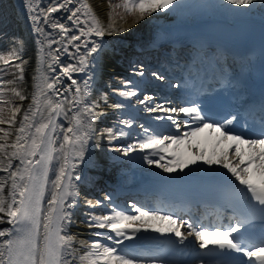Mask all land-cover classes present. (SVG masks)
<instances>
[{
	"label": "snow or ice",
	"instance_id": "6c2138e0",
	"mask_svg": "<svg viewBox=\"0 0 264 264\" xmlns=\"http://www.w3.org/2000/svg\"><path fill=\"white\" fill-rule=\"evenodd\" d=\"M72 2L73 0H64L61 4L49 7L47 12L55 13L59 9L67 10V5ZM223 2L241 8H247L254 3L264 5V0H223ZM175 3H178V0H123V4L118 6L123 7L129 14L137 15L139 20L145 16H151L154 12L168 10ZM28 9L30 18L34 22V31L43 34V29L35 26L40 19L39 16L32 15L35 8L29 4ZM81 12L91 23L87 24V21H85L86 28H80V35L71 36L69 43L79 41L81 36L95 35L103 37L105 29L88 0H79V7L72 11L67 19L73 21V23H80V17L77 14ZM48 19L49 17L46 15L44 17L45 23H48ZM51 27L58 28L63 33L68 32V28L62 23L54 22ZM55 42L52 41L51 43ZM74 47L79 52L80 45L77 44ZM85 47L88 48V51L79 57V66L69 64L61 69V74L68 76L71 84L76 85L71 99L65 96L63 100L53 101L51 96L48 95V91L55 90L58 78L49 83L47 82L48 78L38 68V75L34 77L36 81L34 86L37 91L32 96V105L24 113L23 121L20 122L18 129L20 134L16 135L15 142L10 145L13 151L9 154L7 152L9 145L0 143V153L8 157L6 166L3 160H0V170L9 172V169L13 167L12 158L19 159L20 165H22V167H17L16 171L9 172L7 180H0V214H3L0 216V223H4L5 218H7L6 222L11 225L9 228L0 229V238H3L0 240V264H75L76 262L79 251L74 247L76 238L68 231L69 225L73 222V214L70 210L74 207L76 198L79 195L73 182L74 170L77 165L72 160L75 158L83 160L85 146L91 138L96 118L104 115L103 111H97L100 105L96 101L88 102L90 97L89 81H84V87L81 88L71 76L73 72L85 71L89 63V57L98 53L102 48V44L93 41L91 47H88L87 43H85ZM39 51L41 53L39 57L40 65L43 66L45 63L43 48ZM63 51H68L67 46L64 47ZM12 55L13 58L19 59L16 53ZM48 55L51 57V64L48 67L55 71L52 64L59 63V56L52 53H48ZM0 61L4 64L10 62L4 56H0ZM16 68L20 73L18 79L23 80V67L17 64ZM0 71H3V69H0ZM137 75L143 76L144 72L141 70ZM152 75L156 76L157 79H163V77L157 76L155 72ZM41 81H43L44 87H41ZM9 83H12V81H9ZM121 83L125 90L115 91L123 100L111 104L110 107L114 109L130 107L124 101L138 96V83H134L132 80H123ZM12 91L21 100L25 99L21 92L16 89H12ZM66 91H71V88L66 89ZM41 97L44 98L43 103L48 110V119L47 122L34 124L33 121L37 114L43 115L40 107ZM102 99L107 104L108 97L106 94ZM152 99L153 97L145 95L143 99H137L136 102L145 105L144 111L146 112L162 113L157 115L155 119L170 121L178 132L181 123L178 122L177 117L180 114L190 117L191 121L196 123V126L190 132H184L183 135H163L150 131L148 127L141 124L140 127L143 129L145 136L125 148H116L115 151L128 156L130 152L136 150L144 152L146 149H151L150 155L159 156V160L151 159L149 155H145L143 159L149 165L155 164L165 173H172L177 169L182 172L189 164H196L198 161H202L203 164L208 166L219 165L226 169L231 177L238 181L239 185L243 186V189L236 188V191L249 200V208L255 209L256 206H259V211L264 214V106L261 107L259 121H253L252 125H248L251 131V135H249L244 131L234 134L228 127L234 121H237L238 117L236 115H231L230 118L223 120L209 121L199 104L178 107H165L161 104L148 106L146 102ZM65 101L70 106L67 111L65 110ZM19 111V108L12 110L9 123L15 121L16 113ZM68 112H72L70 126L66 129L63 135V143L59 146V150L63 152V165L60 167L55 181L52 182L55 190L51 193V198L47 201L48 207L45 210L42 207V202L45 196V187L48 184L49 166L54 159L53 153L57 151L54 147L55 141L52 138V133L55 132L57 127L56 117L63 113L68 118ZM4 123L5 120L0 118V124ZM119 123L131 128L133 121L122 119ZM33 127H35L34 133L29 131ZM206 129L217 133L221 142L231 141L232 144L219 152L213 150L212 155L206 157L203 151L198 147L194 149L189 143L188 151L192 152L193 155L190 159H184L178 152L179 146L185 144L188 137H196ZM106 131L110 139L128 135L123 129L114 132L112 128H109ZM0 132L4 133L0 140H4L9 135L2 128H0ZM166 142L176 145L177 149L173 152L172 162L161 163L160 161L165 159L161 153L169 150V145ZM65 145L70 146L68 151H63ZM257 175L259 179H254ZM75 179L78 180L80 177L75 176ZM9 180L11 184L6 196L5 186ZM245 193L250 194V196ZM105 199L110 201L111 197L106 196ZM251 201H254L255 204H252ZM85 203L90 208L95 209L102 204V201L85 200ZM131 207L135 209L138 215H129L126 211L118 210L115 206H112L108 213L95 214L89 212L87 214L88 227L106 229L109 234L105 235L97 232L95 235L110 241L111 244L103 243L101 239H94L91 243L82 241L81 246L86 251L79 256L80 264H157L156 258L145 261L140 256L118 247L124 240H131L141 229L145 231L152 229L161 235H174L178 240L172 242L180 245H184L189 237H195V240L199 242L200 249L209 248L211 243L213 250H226L247 257L246 261L233 258L230 264H264V240L259 243H245L233 235L244 227L247 222L246 218L238 220L235 225L229 226L224 231L217 230L206 233L202 227L198 228L188 221L177 219L173 214L162 215L159 210L145 211L134 203ZM143 217L148 219H142ZM152 221L162 223L160 226H156ZM163 222H167L166 227ZM182 228H186L187 231H181ZM206 234L221 236L224 239L223 241L213 240L209 242L204 239ZM160 264H167V262L161 260ZM201 264H206V262L201 261Z\"/></svg>",
	"mask_w": 264,
	"mask_h": 264
},
{
	"label": "bare ground",
	"instance_id": "6f19581e",
	"mask_svg": "<svg viewBox=\"0 0 264 264\" xmlns=\"http://www.w3.org/2000/svg\"><path fill=\"white\" fill-rule=\"evenodd\" d=\"M63 2L64 0H11L14 9V13L12 15H16L20 18V25L23 26L25 31L24 37L27 38L28 35L33 38L38 37L40 39L38 46H42L40 48H43V56L47 62L41 66L40 60H37V57L41 55L40 52L38 53L39 47H36V50L33 52V49L28 45L20 48L17 54L19 56L18 64H21V66L24 67L26 73H28L29 78L34 84H30L27 87L24 85V90H20L25 99L21 100L14 94V97L18 98L17 100L21 103L20 106L18 105L19 107L15 106V108H19L20 111L16 113L15 121L12 123H9L8 121L11 118L13 109L9 111L8 121L5 122L4 128L9 135L4 140H0V142L7 143L9 145L7 149L9 154L13 151L10 145L15 142L16 135L20 134L18 132L20 122L23 121L24 113L28 111L29 106L32 105V96L37 91L34 86L36 83L34 77L38 75V68H40L43 74L48 78L47 82L51 83L55 78H58L55 90L48 91V95L51 96L53 101L63 100L65 96L71 99L76 85L71 84V80L68 79V76L61 74V69L69 64L79 66V57L86 54L88 51V48L85 47V43H87L88 47H91L93 41L102 44V48L98 51V53L89 57V63L85 71L71 73L72 79H75L81 88L84 87V81H89L90 97L88 102L96 101L100 105L97 111L104 112V115L96 118L91 138L85 146L86 150L84 152L83 160L78 158L72 160V162L77 165L74 170L73 182L79 195L76 198L74 207L70 210L73 214V222L69 225L68 231L69 234L76 238L74 247L79 251L77 253L75 264H80L79 256L83 255L84 251H86V249L81 246L82 241H88L91 243L94 239H101V242L111 244L110 241L104 240L102 237L95 235L97 232L104 233L105 235L109 234L106 229L88 227L87 214L89 212H93L95 214L108 213L110 212L111 207L115 206L118 210H124L129 215H138L135 212V209L131 207L133 204L131 200L133 199L129 198V204L125 205L122 197L118 196L113 202H109L99 195L97 190L98 188L94 185V183H98V180L104 178V172L112 173L115 179L109 182L113 187V190L110 192L111 194L117 193L120 190L128 191V189H130L129 186L132 185L129 181L136 177L143 178L144 180L149 177L196 179L208 178L211 173H218L219 175H222L227 172L226 169L219 165L208 166L203 164L202 161H198L196 164H189L182 172L177 169L172 173H165L155 164L149 165L143 159L145 155H149L151 159L159 160V156L150 155L151 149H146L144 152L136 150L134 152H130L128 156H124L122 152L114 151V149L120 148L121 145L127 147L129 144L137 142L139 139L143 138L145 133L140 127L141 124L148 127L150 131L163 135H183L184 132H190L192 128L196 126V123H193L190 117H185L183 114H180V116L177 117L178 122L181 123V128L178 132L170 121L166 119H155L157 115H161L162 113H149L144 111L145 105L138 104L136 101L137 99H143L145 95L153 97L151 101L146 102L148 106L161 104L165 107L191 106L193 104L192 96L191 98H188V95L190 94L182 91L184 87L180 86L177 79H174L173 86L169 87L168 90L161 87L162 83H160L159 80L154 81V83H146L148 76L142 68L131 66V68L128 69L124 66V53H128L129 55L138 48L142 49V47V51H145L147 49L146 47L148 42L163 44L169 39L175 37L183 38L186 36L191 38V29L198 28L200 25L230 26L240 22L262 23L264 22V5L261 3H254L253 5H249L247 8H241L235 5L227 4L223 2V0H178V3L173 4L170 9L154 12L151 16H145L143 19L138 20L137 15L130 16V18L127 19H120L118 14L111 13L109 11V0H88V3L92 6V9L98 17L101 25L104 27L105 34L103 37H97L95 35H91L89 37L81 36L79 41H72L69 43L71 36L80 35V28H86L87 25L85 21H87V24H90L91 21L88 20L82 12L77 14L80 17V23H73V21H69L67 19V17L71 15V12L79 7V0H73L71 4L67 5V10L59 9L55 13L47 12L49 7L56 6ZM29 4L35 8V12L32 13V15L40 17L35 26L39 28L44 27V30H46L44 32H47L48 35H44V32L41 34L34 31V22L30 18L28 9ZM46 15L49 17L48 23H45L44 21V17ZM54 22L64 24L66 28H68V32L63 33L58 28H52L51 24ZM121 29H123V31H121ZM52 41L56 42L51 43ZM77 44L80 45L79 52H77L74 47V45ZM65 46L68 48L67 52L63 51ZM152 51L155 54L158 53L156 50ZM177 52H179V50H177ZM48 53L59 56V63L52 64V68L55 69V71H52L48 67V65L51 64V57ZM142 54L143 52L140 55ZM192 58L196 64L201 63V68L207 67L212 62L211 57H209L206 53H198ZM182 61L183 63L180 67H178L180 68V73L183 72V67H185L186 64L185 60ZM224 61H227V57L224 58ZM141 70L144 72V75H137V73ZM19 75L16 77L18 81ZM123 80H132L134 83L139 84L138 96L132 97L131 100L124 101V103L130 105V107L125 109H114L110 107V105L122 101L123 98L119 97L117 91H114L113 89L116 88L119 90H125L123 84L121 83ZM171 80L172 78H169L165 84L170 85ZM185 83H187V79H185ZM41 87H44L43 81H41ZM69 88H71V91H66V89ZM172 88L177 90V93H173L171 91ZM187 90L191 91L190 89ZM105 94L108 97L107 104H105L102 99ZM43 100L44 98L41 97L40 107L43 115L38 113L34 118V124L47 122L48 110L45 108ZM64 103L65 110L67 111L70 106L67 101ZM71 115L72 112H68V118H66L65 115L61 113L57 121L58 124L55 131L54 144L57 151L53 153L54 159L50 165L47 191L42 203V207L45 210L48 207L47 201L51 198V193L55 190L52 182L55 181L58 171L63 165V152L59 150V146L63 143V135L65 134L66 129L70 126ZM118 116L120 119H117ZM122 118L124 120L131 119L133 121L132 127L128 128L126 125L119 124L115 127V129H123L128 133V135L124 137L117 136L116 139H110L106 129L117 125V121H120ZM29 131L34 133L35 127ZM3 135L4 133L0 132V137ZM166 143L169 145V150L161 153V155L165 157L163 161H160L161 163L172 162V153L177 149L176 145L171 144L170 142ZM189 143L194 149L198 147L201 151H203L206 157L211 156L213 150L219 152L222 149L228 148L229 145L232 144L231 141L221 142L217 133L210 132V130L206 129L205 131L199 133L196 137H188L187 142L179 146L178 152L186 160L190 159L193 155L192 152L188 151ZM69 147L70 146L65 145V149L63 151H68ZM0 160H3L5 166L7 165L8 157L5 154L0 153ZM12 165L13 167L9 169V172L16 171L17 167H22L19 159L17 158H12ZM9 172L0 170V180H7ZM75 176H79L80 179L76 180ZM254 179H259L258 175L255 176ZM10 184L11 181L9 180L5 186L6 196L10 189ZM144 189L148 188L144 187ZM85 200H92L94 202L100 200L102 201V204L97 208L92 209L85 203ZM144 200L145 202L141 203L138 199L135 204L142 207L145 211L159 210L162 215L172 213L177 219L190 222L188 216H180L179 212L174 209L173 211L167 213L163 212L157 203V196ZM2 215L3 214H0V216ZM227 217L228 216L225 218ZM6 219L7 218H5L4 223H0V229L11 227V225L6 222ZM142 219L148 218L143 217ZM152 223L156 226H160L162 222L152 221ZM163 225L166 227L167 222H163ZM185 230L187 229H181V231ZM112 235L114 236V234ZM159 236H167L168 238L175 237L170 234L161 235L152 229H148L147 231L141 229V231L137 232L131 240H124L118 247L140 256L145 259V261L150 258H156L157 264H160V260L157 255L158 250H156L157 245L161 243L158 239ZM2 239L3 238H0V240ZM148 251H152L154 256L147 257L145 252ZM193 264L201 263L195 262Z\"/></svg>",
	"mask_w": 264,
	"mask_h": 264
},
{
	"label": "rangeland",
	"instance_id": "374dc122",
	"mask_svg": "<svg viewBox=\"0 0 264 264\" xmlns=\"http://www.w3.org/2000/svg\"><path fill=\"white\" fill-rule=\"evenodd\" d=\"M122 4L123 0H109V11L111 13L118 14L120 19H127L130 18V16H133L134 14H129L123 7L118 6ZM13 13L14 9L11 0H0V56H4L5 58H8L10 60L8 64H4L2 61H0V69H3V71H0V109H2V111H0V118H3L5 122L8 121L7 119L9 111L14 109L15 106L21 105L19 100H17L18 98L14 97V92L12 91V89H16L20 92L21 89L24 90V85L27 87L30 84H34L33 81H31V79L29 78V75L28 73H26V70L23 66V80L18 81L16 79L17 75L20 74L18 69L16 68V65L19 63V59L13 58L12 54H18L20 48L25 45H28L30 48H32V52L36 50V47H39V50L41 49L40 47H42L38 46V41L40 40L38 37H34L35 39L28 35L27 38L24 37L25 31L23 26L20 25V18L16 15H12ZM44 31L46 30L43 29V32ZM45 34L48 35L47 32H44V35ZM39 52L40 51H38V53ZM39 57L40 56L37 57V60L39 59ZM45 62L47 61L45 60ZM124 66L129 69L132 65L128 60H125ZM9 81H12V83H9ZM163 88H165L166 90V87ZM113 90L119 89L114 88ZM171 91L177 93V91L173 88L171 89ZM117 119H120V117L118 116ZM117 122V125L111 127L114 132L120 131L115 129V127L120 124L119 121ZM0 128L4 129L5 123L0 124ZM122 147L125 148L126 146L121 145L120 148L122 149ZM103 195H106V193H103Z\"/></svg>",
	"mask_w": 264,
	"mask_h": 264
}]
</instances>
